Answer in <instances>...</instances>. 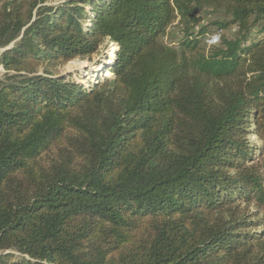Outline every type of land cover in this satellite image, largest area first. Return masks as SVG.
<instances>
[{"label": "trees", "instance_id": "trees-1", "mask_svg": "<svg viewBox=\"0 0 264 264\" xmlns=\"http://www.w3.org/2000/svg\"><path fill=\"white\" fill-rule=\"evenodd\" d=\"M49 1L0 0V264H264V0Z\"/></svg>", "mask_w": 264, "mask_h": 264}, {"label": "rangeland", "instance_id": "rangeland-1", "mask_svg": "<svg viewBox=\"0 0 264 264\" xmlns=\"http://www.w3.org/2000/svg\"><path fill=\"white\" fill-rule=\"evenodd\" d=\"M64 1L65 0H50L49 3L51 5H57ZM218 17L220 16L216 13L203 14V20L201 21L200 25L206 26V33L204 34V36L200 37V47L204 51H209L210 49L213 48V46L219 43V38H220L221 33H224L229 37L235 36L236 34L235 27H230L226 30L219 31L217 30L215 25L209 24L210 21ZM200 25L194 28V32H198ZM256 34H257L256 29H254L252 33L249 35V38L252 39L255 37H259V35H256ZM181 37H182L181 29L179 25L176 22H174L168 28L167 37L164 39L167 42L176 43V41L179 40ZM111 45L112 44L111 42H109V40H106L102 44L101 49L104 50L105 54H106V49H108V47H112ZM2 50L3 49H1L0 51ZM110 52H111V49H110ZM100 60H101L100 53L93 54L90 58H84L82 60L74 59L68 62L67 64L57 65L53 68V72H55L56 74H68L69 76H73L74 78H78L79 75L85 76L84 78L80 80L83 84H87L85 82L87 81V79L85 80L86 77L90 78V76L93 75L95 78L97 75L99 76L100 73H103L106 75L108 74L105 71V67L104 65L101 64ZM42 68H43L42 66L39 67L40 70H42ZM3 73H4V70L2 66L0 65V75H2ZM246 136H247L246 138L249 140L248 142L249 148H252L254 153H256L259 145H261L259 138L256 135H254L252 128L246 130ZM255 162L259 164L261 174L264 178V154L261 156H258L255 159ZM250 211L257 212L259 214V217H264V209L261 207L256 208L255 206L251 205ZM15 254L18 255V253H15Z\"/></svg>", "mask_w": 264, "mask_h": 264}, {"label": "bare ground", "instance_id": "bare-ground-1", "mask_svg": "<svg viewBox=\"0 0 264 264\" xmlns=\"http://www.w3.org/2000/svg\"><path fill=\"white\" fill-rule=\"evenodd\" d=\"M111 44H112L111 46L113 47L114 44H113V43H111ZM112 47H108V49H106V54H107V55L110 53V49H111Z\"/></svg>", "mask_w": 264, "mask_h": 264}]
</instances>
